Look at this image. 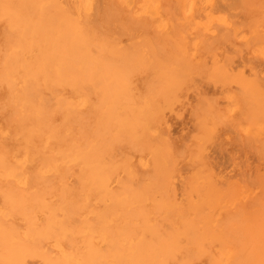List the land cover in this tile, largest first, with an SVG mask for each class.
Here are the masks:
<instances>
[{
    "label": "bare ground",
    "instance_id": "1",
    "mask_svg": "<svg viewBox=\"0 0 264 264\" xmlns=\"http://www.w3.org/2000/svg\"><path fill=\"white\" fill-rule=\"evenodd\" d=\"M260 60L264 0H0V264H264Z\"/></svg>",
    "mask_w": 264,
    "mask_h": 264
},
{
    "label": "rangeland",
    "instance_id": "2",
    "mask_svg": "<svg viewBox=\"0 0 264 264\" xmlns=\"http://www.w3.org/2000/svg\"><path fill=\"white\" fill-rule=\"evenodd\" d=\"M225 9L227 10L226 7H225ZM243 58H244V62H243ZM243 58H241L240 56H238V58H236V62L234 63V65H236V66H234L235 69H233V70H234V72H235V70H237L238 72H239V70H241V72L247 71L245 73V75L250 76L252 73L251 69H249V67H248V65L250 63L248 62L249 64L246 65L247 64V63H245V60L247 61L246 55ZM261 61L262 60H260L257 63L259 65H263L264 62H261ZM261 63H263V64H261ZM235 73H237V72H235ZM248 74H250V75H248ZM262 74H263V76L261 74H260V76L264 78V72H262ZM196 79L202 84L201 85L202 91L207 92L209 94V96H210V94L212 96H215V97H216L215 94H217V96H218V94L223 96L224 92L222 93V91H221V89L223 90V87L222 88L220 86L218 87L219 84L214 86V85H212L213 83L211 84V82L206 83L205 79H203L199 76ZM202 80L205 82H203ZM219 92H221V93H219ZM193 97L195 98L194 100H196V98H197L196 96L192 95L191 96L192 99L190 98V100H192V103L194 102ZM217 98H219V97H217ZM220 98L222 99L221 96H220ZM221 101L225 102V100H223V99ZM190 120H191L190 112L188 110L185 111L183 114H181L179 116V118H176V119L174 118L172 120V122H173L172 131H173L174 136L178 137V136H182L186 133H189V129H190V132H191V130L193 131L194 124ZM226 129H224V130H226L227 132L224 133V130L221 131V135H220V137H218L217 142H215L211 146V151H212L211 154L213 155V161L216 163L218 169L221 170V173L223 175H225L226 177H228L232 180H238L243 175L249 176L251 174V172L254 171L256 166H259L261 164V161H260V159H258V156L256 153H254L252 150H250V149H248L242 145V143H243L241 141L242 137L240 136L238 130L231 128V127L226 128ZM238 140H239V142H238ZM213 146H214V148H213ZM233 155H235V157Z\"/></svg>",
    "mask_w": 264,
    "mask_h": 264
}]
</instances>
